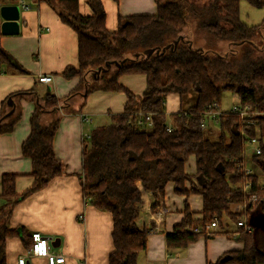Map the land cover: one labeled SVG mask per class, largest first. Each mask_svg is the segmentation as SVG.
Returning a JSON list of instances; mask_svg holds the SVG:
<instances>
[{
    "label": "trees",
    "instance_id": "obj_1",
    "mask_svg": "<svg viewBox=\"0 0 264 264\" xmlns=\"http://www.w3.org/2000/svg\"><path fill=\"white\" fill-rule=\"evenodd\" d=\"M31 1L48 5L76 35L78 67L66 69L63 76L78 77L79 84L61 99L49 90L39 98L32 89L10 94L2 102L0 134L10 133L20 120L22 101L34 102L35 108L29 119V135L21 144L22 156L31 163L32 185L17 194L16 175L1 177L0 198L5 203L0 206V264H6L8 238L18 237L27 250L30 248L28 231L9 226L12 210L18 202L64 175V165L52 147L54 134L61 117L77 113L94 91L120 92L125 97L122 112L109 114V122L92 129L90 142H84L82 147L83 196L94 208L112 217L114 251L108 264H137L148 236L137 225L143 192L152 195L154 209L168 183L173 184L177 195H200L203 204L197 221L192 220V213L185 206L183 220L165 237L168 250H184L202 236L208 239L220 234L225 218L235 226L246 219L249 225L250 215L254 210L260 212L264 201V116L257 117L255 125H247L236 115L222 114L216 141L201 128L200 118L206 105L219 104L223 91L237 94L241 105L264 111V19L248 26L239 16L240 2L261 9L264 0H209L203 5L189 0H155L154 14L118 16L113 31L106 29L99 0H88L91 15L79 12V0ZM191 22L193 34L204 46H195L190 33L181 35ZM255 39L262 40L261 48ZM158 41V47L151 46ZM221 45H227L223 54L218 49ZM150 49L153 52L147 55ZM112 65V71H104ZM0 66L23 72L1 47ZM130 75L144 77L141 95L133 94L119 82L120 77ZM189 93L195 95L193 106L170 115L168 131L164 113L167 95L175 94L181 99ZM79 99L81 104L75 110L73 105ZM148 113L152 114L150 128L134 124L136 116ZM241 132L259 140L261 154L249 159L260 168L261 176L245 175L238 167L247 156ZM191 156L195 159L194 175L185 172ZM245 183L249 188L243 193ZM252 195L259 198L255 206L248 202ZM231 206L245 209L236 212ZM214 219L219 228L212 233L205 227ZM236 228L238 235L234 240L242 243L243 249L224 253L215 263L208 264H264L259 234Z\"/></svg>",
    "mask_w": 264,
    "mask_h": 264
},
{
    "label": "crops",
    "instance_id": "obj_2",
    "mask_svg": "<svg viewBox=\"0 0 264 264\" xmlns=\"http://www.w3.org/2000/svg\"><path fill=\"white\" fill-rule=\"evenodd\" d=\"M24 1L32 3L31 0ZM99 1L109 31L116 29L118 16L152 15L156 12L155 0ZM17 4L18 0H0V6ZM79 12L82 15L92 14L88 0H79ZM2 21L0 18V23ZM18 21V35H1L0 47L23 72L0 66V112L2 102L10 94L33 89L40 98L49 90L61 99L79 84L78 77L66 79L63 76L66 69L78 67L76 35L61 23L54 10L45 3L33 5L29 10L19 9ZM41 75L51 76L52 81L48 84L39 83L37 79ZM119 82L135 95H141L145 88V79L141 75L123 76ZM171 95H167V98ZM124 103L123 93L101 91L89 94L80 109L81 99L75 101L73 108L79 111L61 117L52 143L54 155L64 165V175L54 178L44 189L18 202L12 210L9 226L24 227L29 234L40 232L49 240L53 253L64 255V264H108L109 255L114 251L111 215L94 208L83 196L81 159L84 135L89 136L88 132L104 122L92 127L88 124L99 118L100 121L109 118V114L121 113ZM20 106L21 118L13 130L0 134V193L4 174L16 175L17 194L27 190L33 182L29 175L31 163L22 156L21 144L29 135V119L35 103L22 101ZM180 110L171 111L166 100V115ZM83 117H88L89 121H83ZM189 158H193L195 165L194 157ZM186 187L189 189L188 182ZM142 199L137 225L148 236L146 249L138 255L137 264H208L215 263L224 253L243 249L242 243L234 239L214 235L208 239L202 236L184 250H168L165 237L183 220L185 206L192 213V220L201 218L202 197L197 194L177 195L173 184L168 183L163 198L154 209L151 208L153 198L150 193L143 192ZM158 206L164 207L166 212L160 221H156L153 214ZM232 228L233 231L237 230L234 224ZM217 230L218 227L209 232ZM19 257H27L26 264H46L43 258H29L20 238H8L6 264H17Z\"/></svg>",
    "mask_w": 264,
    "mask_h": 264
},
{
    "label": "built area",
    "instance_id": "obj_3",
    "mask_svg": "<svg viewBox=\"0 0 264 264\" xmlns=\"http://www.w3.org/2000/svg\"><path fill=\"white\" fill-rule=\"evenodd\" d=\"M34 3H26L24 0H18L17 7L22 10H29ZM38 82L43 83V84H48L52 81V77L49 75H41L38 77ZM236 98V102L232 103L230 108H229V113L236 115L241 123L247 124V125H255L257 117L264 116V111L260 110H253L251 107L248 105H241L239 103V97L237 94H233ZM222 113L219 110V104L217 102H213L211 104L206 105L205 110L201 114L200 118V126L202 129L206 128V121L205 118L208 117L211 120L215 121L216 123L219 122V118L221 117ZM83 121H89L88 117H83ZM134 124L138 127L148 129L152 126V114L148 113L146 115L139 114L136 116V120L134 121ZM167 130L171 131V122L167 126ZM84 137L88 138L89 136L84 135ZM240 137L242 139V146L243 149L245 150V145L246 144H252L254 145V153L255 155H260L262 152L261 146L259 144V140L255 137H246L244 132L240 133ZM238 167H240L243 170V173L245 175H249L251 173V170L247 167H245L243 164H238ZM249 188L248 184H243L242 185V191L245 193L247 189ZM89 201V200H88ZM259 201V198L255 195H252L248 202L252 205L255 206V204ZM245 208L243 207L242 210ZM261 214H264V201H262V207L260 210ZM165 209L164 207H157L156 210L154 211V217L156 221H160L162 217L165 214ZM237 227L241 228L244 233H250L252 231V228L250 225L245 220H241L237 222L236 224ZM217 228V222L216 219L210 225H207L205 229L211 230ZM238 233L234 232V237H237ZM30 239H31V246L27 250V256L29 258H43L46 262V264H64L65 262V257L62 254H55L52 252L51 245L49 243V240L44 237L40 232H32L30 234ZM26 258L27 257H19L17 260V264H26Z\"/></svg>",
    "mask_w": 264,
    "mask_h": 264
},
{
    "label": "rangeland",
    "instance_id": "obj_4",
    "mask_svg": "<svg viewBox=\"0 0 264 264\" xmlns=\"http://www.w3.org/2000/svg\"><path fill=\"white\" fill-rule=\"evenodd\" d=\"M190 2H193L194 4L196 5H203V4H207L209 2V0H189ZM240 20L245 23L246 25L248 26H255V25H258L262 19H264V8H261V9H258V8H254L252 6H250L248 3H246L245 1H242L240 2ZM194 23L191 22L190 23V27L188 28H185L183 29V32L181 35H185L187 33H190V37L189 39H193V42H194V45L198 46V45H203L204 46V42L201 40H198L196 39L197 37H195V35L193 34V31H194ZM264 38V37H262ZM256 44H258L261 48V42L262 40H259V39H255L254 40ZM160 44V42L158 41L157 43H153L151 44L152 47H158ZM151 48V47H149ZM220 52L223 54L226 52L227 50V45H221L219 48ZM115 66H108L107 68L105 67V70L104 71H112L114 69ZM111 73L108 75V77H110ZM107 76L104 75V78H106ZM123 77V76H122ZM121 77V78H122ZM126 77H124L125 79ZM104 79H100V83L103 81ZM120 80V79H119ZM74 91V90H73ZM95 92V91H94ZM100 92V91H99ZM102 92V91H101ZM233 93L229 92V91H223L220 95V100H219V110L220 112L224 115V114H227L229 113V108L231 106L232 103H235L236 102V98L233 97L232 95ZM167 100V103H168V107L171 108V111H175V110H178V109H181V110H185L191 106H193L194 102H195V95L193 93H189L185 96H183L180 100L177 98V96L175 94L169 96L168 98L166 97L165 99V102ZM165 104V103H164ZM165 113V112H164ZM172 115V114H171ZM165 116L167 117V124H169L171 122V118H170V114H165ZM100 118L99 119H96L95 121H93V123L89 125V127H92L93 125H96V124H100L101 122H104L105 123H108L109 122V118L106 117V119H103L102 121H100ZM205 121H206V128L203 129L207 135H209V138L211 140H214L216 141L217 139H219V136H220V127L218 125V123H216L215 121L211 120L210 118L206 117L205 118ZM89 133V137L86 138L84 137V140L85 142L89 143V139H90V132ZM246 137L248 138V135H246ZM243 144V143H242ZM254 145L252 144H246L245 145V152H246V159H244L240 164H243L245 167L249 168L251 170V173L250 174H253V175H256L257 177L258 176H261V173H260V168L257 167L256 165H254L251 161V159H249L251 156L255 155L254 153ZM188 162V163H187ZM187 165H186V173L188 175H194L195 174V165H194V160L193 158L189 160H187ZM5 201L3 199L0 198V206L2 204H4ZM243 207L241 206H231L230 209H232L233 211H236L237 210L239 212H242ZM245 208V207H244ZM255 212L252 213L250 215V218L251 216H256L257 220L262 217L261 215H264V214H261V212H257L256 210H254ZM253 223V225L255 227H257V224L255 222V220L253 219L251 221ZM225 226V227H224ZM218 227V225H217ZM222 227L223 228H219V232H221L220 234H217L216 236H221V237H227L228 239H231L233 240V235H234V231H233V224L231 223V221H229L227 218L224 219L223 221V224H222ZM231 228V230H230ZM252 228V232L255 231V235L259 234V244H260V248L261 249H264V230L260 229V228ZM217 229V228H216ZM226 233V234H224ZM214 236V235H213Z\"/></svg>",
    "mask_w": 264,
    "mask_h": 264
},
{
    "label": "water",
    "instance_id": "obj_5",
    "mask_svg": "<svg viewBox=\"0 0 264 264\" xmlns=\"http://www.w3.org/2000/svg\"><path fill=\"white\" fill-rule=\"evenodd\" d=\"M0 18L3 20L0 23V34L4 36H13L18 35L19 33V8L17 5H4L0 7ZM153 52L152 49L147 51V55L151 54ZM258 220L256 219V216H251L249 219V225L251 227L260 228L264 230V215H261ZM255 220L257 227L253 225L251 222L252 220Z\"/></svg>",
    "mask_w": 264,
    "mask_h": 264
}]
</instances>
